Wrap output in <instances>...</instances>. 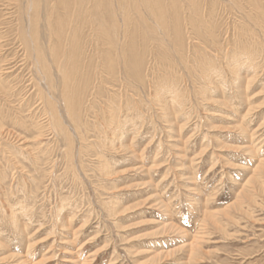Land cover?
<instances>
[{
  "label": "rangeland",
  "instance_id": "374dc122",
  "mask_svg": "<svg viewBox=\"0 0 264 264\" xmlns=\"http://www.w3.org/2000/svg\"><path fill=\"white\" fill-rule=\"evenodd\" d=\"M131 1L122 6L133 8ZM199 2L214 13L207 20L217 24L215 38L195 41L196 51L184 56L197 52V62L211 64L208 83L196 62L185 69L173 56L166 65L174 68L164 67L156 57L159 37L146 32L148 26L158 34L161 25L153 19L142 25L132 12L127 35L154 53L145 60L147 87L131 69L117 81L103 75L105 92L90 101L77 136L60 102L74 135L69 146L59 131L38 137L28 111L21 117L13 111L18 124L5 117L0 264H264V28L243 20L230 0ZM117 15L119 22L120 10ZM29 89L35 100L33 85Z\"/></svg>",
  "mask_w": 264,
  "mask_h": 264
},
{
  "label": "bare ground",
  "instance_id": "6f19581e",
  "mask_svg": "<svg viewBox=\"0 0 264 264\" xmlns=\"http://www.w3.org/2000/svg\"><path fill=\"white\" fill-rule=\"evenodd\" d=\"M130 1L131 0H116L115 2L114 0V3L119 5V8L117 7V9H119L122 14L121 21L117 22L116 18L118 17L117 14L119 10L114 9V3L112 2V0H0V137H3V139H5L4 132L6 131V129L4 127V122H7L5 117H9L10 120L15 119L16 121V117H14L16 113H18L21 117L23 115V111H28V118L33 120L32 122L34 124L36 133L38 134V137H41L45 132H52V135H57V131H59V133H61L66 139L67 145L69 146L73 141L72 136L74 135L72 134L76 133L77 136V134L82 132V130L84 129L82 116L83 114H85V111L89 110L88 105H90V101L94 100L97 95H101L102 92H105L101 91L105 83L104 76L109 77L113 81H117L118 74H122L121 72L124 70L129 72V70L131 69L132 72H134V74H131H133V79L135 81H137L141 85L147 84L143 75V70H145V67H147L145 65V60L148 56L151 55L153 58L154 53L148 50V48L146 47L147 45L137 47L135 42L139 41L137 39L138 36L136 37L134 42V39H132L131 36L127 35L130 26H134L130 25L131 23L129 22L131 19L129 17H131L130 14H132V12L137 15L135 19H137L138 17L137 20L139 21V23H143L142 25H144L147 20L151 21L152 19L153 21H155L156 25H161V30L158 34H155L152 30H150L148 26L146 32L148 33L149 37L155 36L154 38L156 39L157 37H159V40H156L155 43L157 49H160L159 51L162 52L158 51L159 53L156 54L157 52L155 51V54L157 55V59L161 60L160 63H162V65L164 63V67L171 64L170 63L166 65L168 60L172 62L171 60H174V57H176V59H179V63L185 69H188L190 65L191 68H196V62L197 66L199 65L197 68H202L201 76H205V80L207 81V83L209 79H212L206 71L209 70V68L207 67L211 64L205 66L203 62L200 63L199 59L197 62V52L192 53L194 54V58L192 57V59L190 60H188L189 58L186 59L184 56L187 53L186 51H190V53L192 51H196V49H194L195 46L193 49L191 48L193 45H195V41L204 43L207 40H210L209 37L215 38L216 33L214 32H216L217 24L215 26L214 24H212L213 22H209L207 20L208 15L209 17L214 16V13H211L212 10L211 12H209V10L205 13L207 9L204 11V8L201 7L202 3L199 2L200 0H185V2L183 3L187 5H183L182 7H179V4L181 5V3L178 0H133L131 1L134 2L133 8H130L129 4L122 6V3ZM230 1L233 4L237 5V8H239V10L241 11L240 13L243 16V20L250 21L251 18L252 22H255L256 26L260 30L264 28V0H240L241 2L247 3L248 5L241 4L238 0ZM166 2H168L169 4L166 5ZM206 6L207 5H205V7ZM245 6H250L251 9L249 10H251V12L247 13L245 10ZM181 8H183V10H181ZM212 9L214 10V6H212ZM233 9H235L234 6ZM146 15H148L147 19ZM154 19H156L158 22ZM121 22L122 25H118V23L120 24ZM235 24H237V22ZM243 25L244 27H246V23H243ZM166 26H169L171 28L170 30L172 31V34L169 31L167 32V29H165ZM137 27H139V30L143 31V27L141 29L140 25H137ZM184 30L188 32V37L185 36ZM142 31L139 32L142 33ZM144 32L142 35L140 34V36L145 37V39H143V42L147 44L146 42L149 40V37L146 36ZM241 32H246V30H244L243 28V31L241 30ZM211 41H213V39ZM215 44H217V42ZM197 57H199V55H197ZM120 58L123 59L122 64L120 63V61L118 63V60ZM175 63L177 64V62ZM172 64L173 66H175L174 63ZM170 68L167 67L168 71ZM204 69L206 72L204 71ZM146 72L148 71L146 70ZM131 76L130 73H127L125 75V79L128 80ZM154 80H156V78H154ZM31 85H33V89L35 90V100L31 99L32 97L34 98V95L31 98L28 97L29 92L27 93V91ZM145 87H147V85ZM159 96L160 95L158 93V97ZM16 98H18L17 102H20L19 104H17V107L14 105V103L16 102L15 100H17ZM96 100L98 102V99ZM2 101L4 102V105L2 104ZM60 102L65 107V113L74 126V128H72V131L74 132L71 131L70 127L65 125L66 120L60 108L61 106H59ZM160 102L162 103V101ZM93 106L96 105L93 104ZM162 107L166 108L165 106ZM39 108L41 116L37 117L36 115L38 111L36 110ZM13 111H16V113L13 114ZM34 111H36L37 113ZM107 112L109 113L110 111ZM18 114L17 117H19ZM20 117L17 119H19V121H22L24 125V127L22 126V128H25L28 130V132H30L32 126L27 121H23V118ZM70 132H72V134ZM79 135L78 136L81 137L83 134ZM83 139L84 138H82V140ZM85 141L86 140H84L83 142ZM40 150L41 148L39 149V151ZM80 154L83 153L80 152ZM195 245H197L196 241H194V243L192 244L190 243L191 248H194ZM75 258L78 260V257ZM34 264H40V262H36Z\"/></svg>",
  "mask_w": 264,
  "mask_h": 264
}]
</instances>
